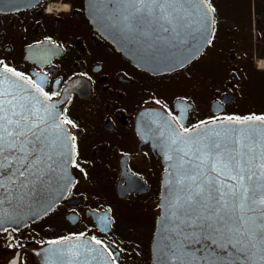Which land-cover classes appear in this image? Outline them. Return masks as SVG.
I'll list each match as a JSON object with an SVG mask.
<instances>
[{
	"label": "flooded vegetation",
	"instance_id": "flooded-vegetation-1",
	"mask_svg": "<svg viewBox=\"0 0 264 264\" xmlns=\"http://www.w3.org/2000/svg\"><path fill=\"white\" fill-rule=\"evenodd\" d=\"M207 1L216 10L210 43L161 72L119 51L92 23L88 0L0 11V59L46 81L45 91L55 86L56 102L67 100L60 108L77 125L65 127L76 137L80 166L71 167L73 185L52 210L18 232L0 233V264H46L48 241L79 233L110 245L116 264H153L166 167L146 128H156L154 118L182 131L174 116L194 130L214 116L264 115V0ZM60 3L71 10L46 12ZM11 237L26 247L10 248Z\"/></svg>",
	"mask_w": 264,
	"mask_h": 264
},
{
	"label": "snow or ice",
	"instance_id": "snow-or-ice-1",
	"mask_svg": "<svg viewBox=\"0 0 264 264\" xmlns=\"http://www.w3.org/2000/svg\"><path fill=\"white\" fill-rule=\"evenodd\" d=\"M36 3L4 0L0 8ZM88 6L102 27L133 46L130 51L141 66L158 61L182 66L195 58L210 43L211 13L216 11L205 0H88ZM49 52L56 54L55 49ZM45 86L46 81L0 59V233H8L10 226L18 232L46 215L54 205L52 193L73 185L69 166L80 167L76 145L70 143L76 137L65 127L77 125L60 108L67 100L56 102L59 91L54 86L50 93ZM173 119L182 131L173 128L168 137L170 242L160 264H264V115L255 116L258 123L252 117L214 116L195 125V131L179 117ZM8 246L26 247L15 237ZM104 252L116 264L111 246L93 236L68 248L51 247L46 264H102ZM69 255L73 260L66 259Z\"/></svg>",
	"mask_w": 264,
	"mask_h": 264
},
{
	"label": "water",
	"instance_id": "water-1",
	"mask_svg": "<svg viewBox=\"0 0 264 264\" xmlns=\"http://www.w3.org/2000/svg\"><path fill=\"white\" fill-rule=\"evenodd\" d=\"M39 1L40 0H37V3ZM3 4H4V0H0V6H3ZM205 4H206V6H210L207 0H205ZM21 8H25V7H21ZM14 9H17V8H11V9L0 8V11H2V10H14ZM211 17H212V25L210 27V31L212 33L213 13H211ZM91 20H92V23L96 26V28L99 29L100 31H102L107 36V38L115 45V47L119 51H121L127 58H129L132 62H134L136 65H138L144 69L153 71V72H161L164 70H169L172 68L179 67V66H176L172 63L159 62V61L154 62L152 64H144L143 66H141V64L137 60V57L130 51V48L133 47L132 45L125 46L124 44H122L119 37H114L108 29L102 27L98 23V21L93 17L92 14H91ZM194 43H195V41H191V44H194ZM205 47H206V45L203 47V49ZM160 117L162 119H166L164 116H160ZM154 119L157 123L156 128L154 129L152 126H149V129L146 128V132H148V131H149V133L155 132V136H156L155 144L156 145L154 148H155L156 152L162 156L163 162H164L165 167H166V171H165V175H164L163 183H162V193H161V201H160L161 210H160L159 217L157 219L156 230H155L154 239H153V243H152L153 264H160L162 250L165 248V245L170 242L168 239L169 233L167 231L168 222L166 220V217L168 215V212L166 211V209L168 207V200L166 199V196H167L168 187H169V184L171 181V177L169 176V171L171 170L170 165L172 163L167 159V156L172 154V152H171V149L168 145V137H169V135H171L173 128L177 131H181V130H179L175 126V124H173L169 121L167 123V126H165V125L160 126V119L159 118H154ZM253 122L258 123L254 120V118H253ZM217 123L219 124L220 121H217ZM193 131H195V129ZM68 135H69V133H68ZM70 143H72V141H70ZM68 170H69L70 175L72 176L71 166H69ZM69 188H68V190H69ZM68 190L62 194L56 193V192L52 193L51 199H52V201H54L53 207L66 195ZM61 195H62V198H61ZM25 211H27V209H25ZM10 227H12V226H10ZM88 240L89 239H87V238H85L83 241H77L75 239H70V240L65 241L64 243H62L60 245H54L53 247L68 248L69 245L86 243ZM91 247L98 248V246H96V245H91ZM81 251H83V249H81ZM66 259L73 260V257L71 255H69ZM83 259H84V257L82 256L81 260H83ZM101 260H102V264H112L111 258L107 256L106 252L103 253ZM92 264H95V261H93Z\"/></svg>",
	"mask_w": 264,
	"mask_h": 264
},
{
	"label": "clouds",
	"instance_id": "clouds-1",
	"mask_svg": "<svg viewBox=\"0 0 264 264\" xmlns=\"http://www.w3.org/2000/svg\"><path fill=\"white\" fill-rule=\"evenodd\" d=\"M71 10V6L69 4H50L46 10L48 14L59 13V12H69ZM259 67H264V63L258 65Z\"/></svg>",
	"mask_w": 264,
	"mask_h": 264
}]
</instances>
